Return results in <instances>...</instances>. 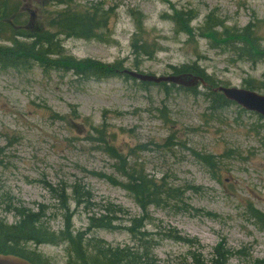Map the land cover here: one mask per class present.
Segmentation results:
<instances>
[{"label": "rangeland", "instance_id": "obj_1", "mask_svg": "<svg viewBox=\"0 0 264 264\" xmlns=\"http://www.w3.org/2000/svg\"><path fill=\"white\" fill-rule=\"evenodd\" d=\"M77 1L112 13L105 43L63 38L67 57L121 62L122 69L154 77L196 63L220 87L247 90L253 81L264 88V63L231 60L205 39L187 40L165 19L175 9L193 10L195 31L207 17L243 27L252 19L264 20V0ZM47 3L17 0L26 15L39 13ZM138 28L147 43L154 42L148 55L132 52ZM141 39L136 37L138 45ZM140 84L123 77L84 82L38 64L0 67V221L18 223V212L25 209L41 213V224L56 235L67 218L73 233H80L88 229L91 215L116 217L114 230L86 234L115 249L134 246L125 229L129 220L139 219L141 231L154 240V264H181L190 252L209 262L219 246L231 254L227 264H264V230L252 216L254 210L264 216V120L234 104L212 108L207 89L200 86L186 92ZM254 92L264 95V89ZM121 162L162 179L183 198L139 208L120 186L125 182ZM75 189L90 195L88 208L75 206ZM64 194L67 211L56 199ZM174 235L187 242L173 240ZM23 248L40 256L42 264L68 262L63 243Z\"/></svg>", "mask_w": 264, "mask_h": 264}, {"label": "trees", "instance_id": "obj_2", "mask_svg": "<svg viewBox=\"0 0 264 264\" xmlns=\"http://www.w3.org/2000/svg\"><path fill=\"white\" fill-rule=\"evenodd\" d=\"M111 13L109 7L104 8L96 5L80 7L77 0H48L46 6L41 8L39 13L26 15L21 8L19 9L17 0H0V42L6 44L0 46V67L14 70L24 69L29 64H38L45 71H63L84 82L108 80L114 77L129 79L122 73L124 69L121 68V62L104 65L98 61L75 60L64 55L63 38L96 40L105 43L103 33L108 28ZM21 17L25 18L24 23H20ZM195 18L196 13L193 10L175 9L171 14H165V19L171 21L175 31L183 34L187 40L205 39L212 49L218 50L222 55H228L234 61L238 60L252 65L264 63V20L256 18L246 23V26L229 27L207 17L204 24L197 30L199 32L197 35V31L191 28ZM100 31H102L103 38L99 34ZM134 34L130 42L134 56H139L140 52L148 55L155 47L154 42L152 44L146 42L141 28H138ZM137 36L142 38L141 45H138ZM173 75H193L203 78L208 85L206 88L207 97L212 108L221 109L232 105L231 102L224 100L220 93L211 91L218 85L215 81L207 78L196 63L174 69ZM140 85L144 87L152 84L143 82ZM160 86L176 88L166 84H160ZM246 88L251 91L264 89L258 87L253 81L247 83ZM192 89L183 90L193 92ZM113 156L120 161L117 155ZM122 164L123 167L121 165L118 167L125 182L120 186L139 208L144 203L148 206L161 207L165 203L181 201L183 198L179 189L166 185L162 179L156 181L153 178H148L142 169ZM89 198V194H82L75 189L72 200L76 207L83 205L84 208H88L86 203L90 201ZM56 199L64 205V209L67 211L68 201H66L65 194L62 195V198L57 197ZM18 214L20 221L13 225L7 226L0 221L1 254H11L32 264H42L40 256L35 253H27L23 245L28 243L36 245L63 243L68 247V262L66 264H154L155 262L152 254L154 240L149 238L148 233L141 231L143 223L139 219L129 220L131 224L125 229L131 235L134 246L114 249L97 239H86V234L91 230H114L113 221L116 217L91 215L88 219V229L80 233H73L72 225L67 218L65 229L55 235L41 224V213H31L23 209ZM252 216L264 230V216L255 210L252 211ZM171 238L181 243L187 242L186 238L178 235ZM189 254L188 259L181 264H227L231 255L222 246L214 249L209 262L205 261L199 252H190ZM254 264L262 263L257 261Z\"/></svg>", "mask_w": 264, "mask_h": 264}, {"label": "water", "instance_id": "obj_3", "mask_svg": "<svg viewBox=\"0 0 264 264\" xmlns=\"http://www.w3.org/2000/svg\"><path fill=\"white\" fill-rule=\"evenodd\" d=\"M124 74L128 75L130 78H134L140 82H150V83H172L177 86L181 85L184 87H190L196 85L198 82L205 86L203 79L192 76V75H178V76H167V77H157L149 75H140L134 71H124ZM215 92L222 93L225 100H229L235 103L237 106L242 108L244 111L253 112L264 118V95H259L253 91H247L245 89L239 88H215ZM0 264H31L28 261L18 258L14 255H4L0 254Z\"/></svg>", "mask_w": 264, "mask_h": 264}]
</instances>
